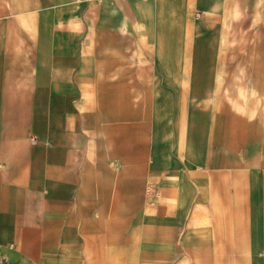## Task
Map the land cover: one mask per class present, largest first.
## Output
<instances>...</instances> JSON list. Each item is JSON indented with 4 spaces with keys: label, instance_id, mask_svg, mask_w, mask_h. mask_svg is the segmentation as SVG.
Instances as JSON below:
<instances>
[{
    "label": "crops",
    "instance_id": "1",
    "mask_svg": "<svg viewBox=\"0 0 264 264\" xmlns=\"http://www.w3.org/2000/svg\"><path fill=\"white\" fill-rule=\"evenodd\" d=\"M240 14L0 0V264H264V92Z\"/></svg>",
    "mask_w": 264,
    "mask_h": 264
},
{
    "label": "rangeland",
    "instance_id": "2",
    "mask_svg": "<svg viewBox=\"0 0 264 264\" xmlns=\"http://www.w3.org/2000/svg\"><path fill=\"white\" fill-rule=\"evenodd\" d=\"M213 3L215 0H207ZM256 1V0H255ZM240 7H241V14L238 16L237 20L231 23L232 26V40L238 39L243 42L249 43V51L252 59H254L255 64L254 67L256 68L257 77L256 80L257 87H260L262 92H264V34L258 33L255 37L251 36L249 33L250 21L251 17V7L249 6L248 0H238ZM252 5V3H251ZM255 6V5H254ZM253 7V5H252ZM195 68L197 71H206V64H195ZM203 89V88H202ZM243 88L240 87L239 92H243ZM261 92L259 89H253L251 94V99L256 106H262V96L258 95ZM196 123H191V132L196 133V140L202 138V131L201 128L198 129Z\"/></svg>",
    "mask_w": 264,
    "mask_h": 264
}]
</instances>
